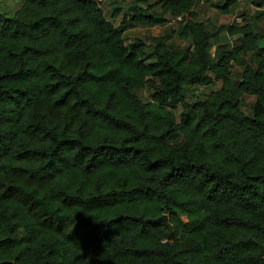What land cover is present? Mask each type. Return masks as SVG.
Masks as SVG:
<instances>
[{"label":"trees","instance_id":"trees-1","mask_svg":"<svg viewBox=\"0 0 264 264\" xmlns=\"http://www.w3.org/2000/svg\"><path fill=\"white\" fill-rule=\"evenodd\" d=\"M197 1L155 0L181 18L180 51L161 36L150 52L126 43L95 0L0 11V264H264V46L246 21L212 56V34L188 16ZM208 74L220 87L188 99ZM242 95L255 97L251 114ZM162 214L171 233L105 224Z\"/></svg>","mask_w":264,"mask_h":264},{"label":"rangeland","instance_id":"rangeland-1","mask_svg":"<svg viewBox=\"0 0 264 264\" xmlns=\"http://www.w3.org/2000/svg\"><path fill=\"white\" fill-rule=\"evenodd\" d=\"M104 16L115 26L123 29V37L126 43H131L136 39H141L146 44V51L152 49L151 38L154 36L165 37L169 49L180 51L190 45L189 41L181 35V18H174L170 14L161 15V8L155 4V0L135 1V0H95ZM227 0H198L194 3L190 13H195L198 20L202 21L207 30L212 34L211 49L212 56L215 55V48L220 50L231 48L240 40V34L230 35L228 27L240 26L247 22L251 24L253 32L259 39V45L264 46V6L247 4L244 0H235L226 11L222 7ZM19 0H0V11L7 14L13 13L18 7ZM116 16H112L113 11ZM154 13V14H153ZM154 15L152 21H142L138 15ZM135 15L137 19H134ZM248 16V20L243 17ZM161 17V18H160ZM253 52L243 53L239 63L232 64V78L237 79L239 73L245 65L251 63ZM220 87V81L211 74L198 83H191L186 87V97L188 99H203L207 97L211 90ZM153 90L144 86L137 90V95L143 101L152 99ZM255 97L242 95L240 98V108L246 114H251ZM167 108L178 116L181 111L180 105H167Z\"/></svg>","mask_w":264,"mask_h":264},{"label":"water","instance_id":"water-1","mask_svg":"<svg viewBox=\"0 0 264 264\" xmlns=\"http://www.w3.org/2000/svg\"><path fill=\"white\" fill-rule=\"evenodd\" d=\"M119 219H132L135 221H138L139 223H141L142 226H145L148 223H154V222H159L162 221L164 223V225L168 228L169 233H171V227L168 224L167 221V215L166 214H162L161 216L157 217V218H143L141 216H135V215H121V216H117L113 219H109L105 224L108 225V223L112 220H119ZM260 254L263 256L264 255V245L260 246Z\"/></svg>","mask_w":264,"mask_h":264}]
</instances>
